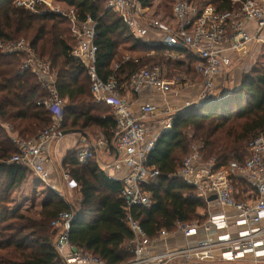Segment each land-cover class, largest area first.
Returning a JSON list of instances; mask_svg holds the SVG:
<instances>
[{"label": "trees", "instance_id": "1", "mask_svg": "<svg viewBox=\"0 0 264 264\" xmlns=\"http://www.w3.org/2000/svg\"><path fill=\"white\" fill-rule=\"evenodd\" d=\"M62 1L77 8L82 19L91 17L97 22L96 67L103 80L115 75L122 85L139 69L160 66L164 58L169 59L168 64L195 70L199 59L184 48L179 47L181 56L172 61L170 47L132 36L105 0ZM150 1L142 3L147 5ZM164 1L170 9L174 0ZM14 2L0 0V37L26 39L54 67L59 94L68 101L63 130L81 132L97 127L112 143L114 111L100 112L102 107L92 96L87 68L71 56L77 38L69 21L50 12L34 13ZM213 3L221 10L237 5L232 0ZM24 61L23 55L0 50V264H66L55 248L58 230L52 225L60 213L71 209L64 198L52 193L40 217L8 208V195L24 184L30 172L10 161L18 150L9 127L17 136L31 138L52 123L51 112L37 104L47 92L35 74L22 70ZM260 63L244 74L238 87L216 97L214 102L180 110L172 128L159 136L149 154V163L160 171L158 180L146 186L152 193V203L131 210L149 237L156 238L163 228L174 231L178 221L204 219L200 214V209L206 207L204 201L177 175L192 142L200 143L204 158L215 159L217 165L233 160L243 162L249 141L264 131V62ZM80 151L70 150L63 163L81 195L79 218L70 227L69 241L82 254L97 257L105 264L125 263L134 256V233L126 220L122 181L101 170L95 160L81 164Z\"/></svg>", "mask_w": 264, "mask_h": 264}, {"label": "built area", "instance_id": "2", "mask_svg": "<svg viewBox=\"0 0 264 264\" xmlns=\"http://www.w3.org/2000/svg\"><path fill=\"white\" fill-rule=\"evenodd\" d=\"M232 1L237 4L235 8L221 10L213 2L175 0L170 18L164 19L151 13L153 0L147 5L142 0H105L135 38L150 41L149 30L157 31L159 43L171 48L172 58L181 56V47L199 59L195 70L203 87L194 101L186 102L184 109L218 95L217 83L230 72L232 54L244 58L251 54L253 46L264 44V0ZM14 4L34 13H54L69 21L77 38L71 56L87 68L94 99L113 108L116 126L112 143L104 136L90 139L88 147L78 153V161L84 164L106 152L113 159L103 162L101 170L126 171L121 196L125 201L127 224L134 233V256L122 264H264V131L249 141L243 162L233 160L217 165L215 159L204 158L200 143L192 142L177 175L195 189L197 197L209 209V216L203 222L178 221L174 231L163 228L156 238L149 237L131 210L152 203V193L146 186L158 180L160 171L149 163V154L159 136L172 128L180 109L169 104L160 107L144 103L136 112L135 96L144 91L150 95L177 94L181 80L170 77L160 66L141 68L122 85L115 75L103 80L96 67L98 46L94 19H82L77 8L55 0H15ZM0 50L4 54L23 55L22 70L35 74L47 92L37 104L51 112L50 126L31 138L19 137L9 127L18 150L10 161L47 182L53 164L51 145L63 137L67 102L56 86L58 73L24 38L3 40L0 37ZM82 140L85 142L88 138ZM63 174L70 184H75L68 172ZM213 196L215 199L210 200ZM69 205L70 211L60 213L52 222L58 230L55 244L58 254L67 264H105L97 257L82 254L70 243V222L78 210L74 204ZM177 234L189 242L179 245L169 241ZM160 242L165 243L162 250L157 249L156 244Z\"/></svg>", "mask_w": 264, "mask_h": 264}, {"label": "rangeland", "instance_id": "3", "mask_svg": "<svg viewBox=\"0 0 264 264\" xmlns=\"http://www.w3.org/2000/svg\"><path fill=\"white\" fill-rule=\"evenodd\" d=\"M55 1H56V3L64 2L62 0H55ZM196 1L214 2V0H196ZM174 2H175V0L170 4V9H172ZM165 5H166V2L164 0H153V6L151 8V13H154L155 15L160 16L161 18L168 19V17L171 14V11H170V9L166 8ZM149 37H150V42H152V43H159L160 42V35L157 31L149 30ZM255 48H256V51L254 50ZM141 52H143V51H139L138 53H141ZM249 58H255V60L251 59L254 61L252 62L253 65L250 69H245L244 71H241V69H243L245 64H242V61L244 59L242 60L240 58L234 62L235 64L238 63V65L235 67V64H233L230 72L228 74H224L222 76L220 82L217 83L219 86V88H218L219 93L217 95L218 97L223 95V92L225 90H228V89L234 87L235 85H237L236 83L238 81H240L241 78H243L244 74L249 72L258 62L259 63L261 62L260 63L261 65L263 64V62H264V44L259 43V44H256V46H253V49L251 51V54L249 55ZM177 59L178 58H171L172 61H176ZM168 60L169 59L164 58L162 60V63L159 65L161 68H163L166 71V73L170 77H174V78L181 80V82H180L181 83V89L179 91V94L185 88H187V89L190 88V90H191V89H193V87L195 85L198 84L201 77L199 76V74L196 70L188 69V66L180 67V66H175L173 64H168ZM126 95H127V93H126ZM188 99L189 100L196 99V96H190V98H188ZM94 100L97 103H99V105H101L102 109L100 110V112L102 114L107 113L109 110L113 111V108L110 105H108L106 103H104L105 105H102L96 99H94ZM67 102H66V104H67ZM106 105L109 106L110 108L106 107ZM70 136L77 137L78 140H80L81 138L83 139V137L88 138V140L85 142H83L82 140L79 141L77 146L74 148V150H76V149L81 148L82 145L86 146V144L88 142H90V139L97 138L99 136H104V134L101 132V130L99 128L90 127L88 129H86V131H81L80 133H71ZM1 189L3 190L4 187ZM49 194H50V191L46 187L45 183L40 182V180H38L32 173L29 172L28 178L24 182V184L22 186H20L19 188L15 189L13 192H11L8 195V199H9L8 208L11 210L18 208L23 212H27L26 210L28 209L30 211V215L34 216L33 212H35V207L38 208L40 203L43 202L44 200H46V198L48 197ZM68 199L71 202H73L74 204H76L77 206H78V202H80L75 195H73V196L71 195ZM200 214H202L204 219L196 220V221L203 222L209 216V209L207 207L201 208ZM172 236H175V235H172Z\"/></svg>", "mask_w": 264, "mask_h": 264}, {"label": "crops", "instance_id": "4", "mask_svg": "<svg viewBox=\"0 0 264 264\" xmlns=\"http://www.w3.org/2000/svg\"><path fill=\"white\" fill-rule=\"evenodd\" d=\"M256 51V48L254 49ZM233 58V64H235L234 62L239 58L238 54H232L231 55ZM242 60V64H245V66L243 67V69H241V71H244L245 69H250L253 65V61L255 60V58H249V56L241 58ZM254 59V60H251ZM238 65V63L235 64V67ZM240 80V79H239ZM242 80V78H241ZM240 81H238L234 87L228 89L229 91L233 90L234 88L238 87L240 85ZM202 79L199 80L198 84L195 85L193 87V89L190 90V88H185L182 92L177 93V94H169L167 96H162V95H150L148 94L146 91H144L143 93H141L138 96H135V111L138 112L139 108L142 104L144 103H155L157 105H160L161 107H165L167 104H169L170 106L183 110L184 109V105L186 104V102L188 101H194L193 100H189L188 98H190V96H196V98L199 96L201 90H202ZM163 101V102H162ZM163 105V106H162ZM154 122H151V124H153ZM71 134L65 135L63 136L58 142L54 143L51 145V151H52V155L51 158L53 160V164H52V169L50 172V176L48 178L47 182H43L36 174H34L33 172L30 171V173H32L38 180H40V182L45 183L46 187L48 188V190L50 191V194L48 195V197L46 198V200L49 198V196L54 193L59 195L60 197L64 198V200L69 204L73 202H71L68 198L72 195H75L78 200H81V195H80V191H79V187L75 184H70L64 177L63 172H67V165L65 166L64 163V159L66 158L68 152L70 150H73L79 141L82 140V138L80 140H78L77 137H73L70 136ZM83 141V140H82ZM84 142V141H83ZM89 143V142H88ZM88 143L86 144V146H83L80 148L81 150L84 149L85 147H88ZM85 145V144H84ZM112 156L109 155L108 153H102L100 154V158L97 157V159H93L97 162L98 166L100 167L101 164L104 162H110L112 161ZM101 168V167H100ZM107 172V174L115 179H118L120 181L123 180L126 171L125 170H113L110 169ZM39 189V188H38ZM41 191V190H40ZM64 195V197H63ZM44 200L43 202L40 203L39 207H35V212L34 213V217H40V214L42 212V208L43 205L45 203ZM80 202H78L79 205ZM74 206L78 209V206L76 204H74ZM27 209V208H26ZM25 211V210H24ZM29 214L30 211L27 209L26 210ZM79 212V211H77ZM58 238V236H57ZM57 241V240H56ZM169 241L171 242H177L178 244L181 245H185L189 242V240H187L184 236L177 234L176 236H172ZM157 245V249L158 250H162L165 247V243L160 242ZM68 252V250H67ZM67 264V263H66ZM70 264H82V263H77V262H72Z\"/></svg>", "mask_w": 264, "mask_h": 264}, {"label": "water", "instance_id": "5", "mask_svg": "<svg viewBox=\"0 0 264 264\" xmlns=\"http://www.w3.org/2000/svg\"><path fill=\"white\" fill-rule=\"evenodd\" d=\"M228 92H230V91H229V90H225V91L223 92V95H221L220 97L224 96V95L227 94ZM216 97H218V96L213 97L211 100L203 101V102L198 103V104H194L193 106H191V107H189V108H187V109L193 108V107H195V106H200V105H203V104H209V103H212V102H214V101L216 100ZM220 97H218V98H220ZM71 133H80V131H77V130H65V131H63V134H62V135L65 136V135H68V134H71ZM214 199H215L214 196L210 198V200H214ZM78 218H79V212L76 213L75 218L70 222V226H72L73 223H74L75 221L78 220ZM189 264H205V263H189Z\"/></svg>", "mask_w": 264, "mask_h": 264}]
</instances>
